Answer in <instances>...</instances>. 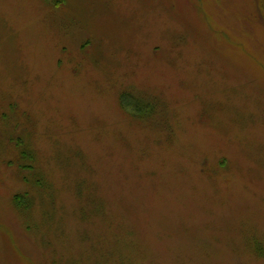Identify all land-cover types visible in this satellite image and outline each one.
Returning a JSON list of instances; mask_svg holds the SVG:
<instances>
[{
    "label": "rangeland",
    "instance_id": "1",
    "mask_svg": "<svg viewBox=\"0 0 264 264\" xmlns=\"http://www.w3.org/2000/svg\"><path fill=\"white\" fill-rule=\"evenodd\" d=\"M0 264H264V0H0Z\"/></svg>",
    "mask_w": 264,
    "mask_h": 264
}]
</instances>
